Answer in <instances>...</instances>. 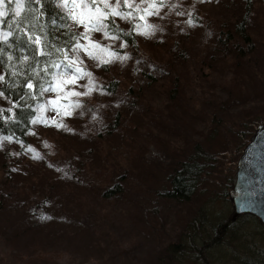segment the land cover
Segmentation results:
<instances>
[{"label":"trees","instance_id":"16d2710c","mask_svg":"<svg viewBox=\"0 0 264 264\" xmlns=\"http://www.w3.org/2000/svg\"><path fill=\"white\" fill-rule=\"evenodd\" d=\"M45 2L49 5L48 10L51 13L55 5L51 0ZM252 2L246 0L241 19L223 21L220 27L215 29L218 45L211 49H216V53L221 54L220 64L214 63L217 54L212 50L203 49L201 52L197 50L195 52L191 44L183 42L178 33L170 30L158 31L152 37L155 47L152 51L162 58L158 63H153L155 58L151 57V52L138 47L135 33L124 36L123 39L127 40L131 51L116 47L115 49L122 55V52H126L131 56L126 62L132 63V70H129L132 81L124 79L123 82L119 77L109 73L108 82L101 85L106 89L105 95L108 94L113 99L107 104L91 105L92 114L97 115L96 120H92L91 116L86 119L83 116L82 123L72 127V134L78 137L79 141L89 142L95 149L101 150L99 155L109 168L103 163L101 167L91 169L88 164L90 157H82L80 154L77 156L57 154L56 159L49 161L50 165L62 169L61 172H67L73 186L76 188L78 184L86 186L100 201L110 202L117 199L128 203L134 210L129 216L139 224L160 227L162 217L159 214H164L165 211L164 217H174L176 221L177 217H183L182 222H173V225L170 224L172 228L166 230L164 236L168 240L166 244L161 242L163 246L159 247L157 252L159 264H264V225L252 214H241L236 220H232L230 218L232 204L228 193L238 156L248 144L258 124H264V10L258 8L256 17L261 24L262 36L252 37L246 28V19L253 8ZM15 6V3L9 4L8 0H5L6 9ZM24 7L35 10L38 6L26 3ZM26 14L39 15L35 11L22 12L21 17ZM3 19L11 22L18 18L10 12L9 16ZM115 24L118 25L116 31L123 29L127 33L132 28L131 26L127 30L116 21ZM40 25H44L49 39L52 36L58 37L53 41L57 47L70 49L71 43H74L71 41L72 34L80 33L75 23L70 24L71 31L68 28L53 29L50 22L45 23L44 18L39 20L35 28L29 25L28 31L40 34ZM0 29L10 30L7 23L0 26ZM4 47L7 51V46ZM28 54L31 55V50ZM15 55L19 57L20 53L17 52ZM72 55L74 54L69 52V56ZM57 56L60 54L54 53L51 59H56ZM60 58L62 59V56ZM137 61H146L147 66L162 73L160 77L165 81L157 83L159 86L157 92L161 94L162 100L160 103L140 100L143 90L138 78H149V83H152L150 77L155 82L160 78L153 72L140 69ZM12 63L17 64L18 72L24 71L27 74V64L21 66L16 60ZM28 63L31 64L33 61L30 59ZM220 66L226 69L227 74L216 73L215 70ZM49 71L56 72L57 69L49 68ZM0 74H4L6 80L8 79L3 66H0ZM43 75L41 73V76ZM48 79L50 77H45V81ZM15 80L22 84L24 77L17 76ZM33 83L38 81L33 80ZM10 91L13 93L11 96L6 91L5 96L0 97V108L12 107L13 101L17 98L15 93L22 94L19 88ZM49 96L50 93H45L39 99H27L26 103L35 109L38 104L48 100ZM259 101H262L260 106ZM136 105H138L136 112L142 115L146 122L141 131L142 139L131 141L129 144L132 143L133 146L131 144L130 150H125V157L122 154L125 162L116 164L107 156L110 146L104 145L105 139L120 136L122 140H127L129 128L134 126V129H138L137 124L127 117ZM108 107L111 114L107 113ZM235 107L236 112L232 113L234 120L228 124L227 117ZM32 109L23 111L17 109L18 115L24 121L23 126L18 127L11 122L5 125L4 122H0V127L3 128L0 134L5 136L14 134L11 149H5L2 154L0 153L1 160L5 161L3 168L0 169L1 183L3 176H7L5 170L9 169L10 164L15 162L17 167H20L26 153L29 158L27 147L39 150L31 138L33 136L31 133H35L39 128L38 124L31 125L27 119L28 115H37ZM200 114L206 117L205 124L208 127L216 125L213 128L215 131L207 135L211 142L209 148L204 145L200 148L199 141L191 133L192 123L189 119L193 116L197 118ZM4 115L8 113L5 112ZM108 116L111 119H108ZM24 132L29 134L25 136ZM216 134L221 137L213 139ZM16 138L23 142V146L15 142ZM178 138L183 145L177 144ZM152 143L157 146L159 153L151 151L149 145ZM212 148L216 151H212ZM32 181L34 184L30 185V189L33 193L23 215L37 218L44 210L46 198L51 199L52 196L47 194L46 197H41L37 186L41 187L42 192L44 183L38 179ZM7 184L8 182L4 181L2 189L0 185V211L3 212L14 206L15 200L13 198L15 192H12V188L6 186ZM71 188L69 187L67 192L72 191ZM81 199V197L76 199L75 208H78V211L85 208L87 210V201ZM145 208L147 212L144 211ZM144 212L150 215L148 218L145 217L144 221H140L139 218ZM90 214L91 210L88 212V215ZM18 221L19 218L9 223L11 226L7 230L14 228ZM120 235L123 239L126 238L122 240L119 236L120 241L132 242V238L125 233ZM53 249L36 244L31 253L21 255L19 259L13 260L15 261L13 264H53L55 256ZM11 253L15 254L12 251ZM6 260L0 251L1 264H8ZM149 263L150 261L146 264Z\"/></svg>","mask_w":264,"mask_h":264},{"label":"rangeland","instance_id":"374dc122","mask_svg":"<svg viewBox=\"0 0 264 264\" xmlns=\"http://www.w3.org/2000/svg\"><path fill=\"white\" fill-rule=\"evenodd\" d=\"M252 1L253 8L246 19V28L252 37L260 38L262 36L261 24L256 20V17H258V8L264 10V0ZM170 2L178 5L175 11L192 13L195 20L198 21L197 26L188 28L183 24V21L188 17H179L175 15V12L170 7H164L160 17H148V23L158 25L163 31L170 30L173 31V33H178L183 42L193 46L194 51L197 50L199 52L203 49H210L213 53H216V49L211 48L218 45L217 37L214 33L215 29H218L223 21H233L235 18L241 19L245 11L243 6L246 4V0H170ZM115 21L127 30L132 26L131 22L122 20L118 17L115 18ZM178 21L180 23H177ZM182 27L185 28L183 32L180 30ZM77 29H79L80 32L83 31L82 26L77 25ZM135 37L137 38L136 41L140 49L151 52V57L155 58L153 63H158L162 60L161 57L156 55L157 53L155 51H152L155 49L152 40L154 36L148 38L135 34ZM92 38L100 41L101 44H111L114 49L115 47L119 48V41L105 40L100 33L93 32ZM81 42L83 43L84 41ZM126 49L130 50L132 48L128 45ZM122 53L124 54V52ZM216 54L217 57H215L214 63L220 64L222 60L221 54H219V52ZM80 56L84 61L82 67L86 71L92 73L93 79L98 85L108 82L109 73L113 74L115 77H119L123 82H125L124 79L132 81L129 75V70H132L131 62L122 64L117 61L104 69L103 66L98 67L97 61L84 56L83 52L80 53ZM138 62L137 65L140 69L153 72L160 78L155 82L152 77H150L152 83H149V78H138V82L143 90V96L142 98L140 96V100L154 104L160 103L162 100L161 94L157 92L159 91L157 83H159V81H165L163 77H160L162 73L156 69L153 70L149 65L147 66L146 61ZM225 70V68L220 66V68L215 71L222 75L224 72V74H227ZM84 83H86V80L80 81V84ZM77 90L84 91L85 89L78 88ZM56 95V92H51L49 97L55 99ZM79 99L84 102L86 109H91L90 107L92 104L94 106L100 103L107 104L113 97L108 94H101V92H93L91 96L81 97ZM60 103H67V101H60ZM261 104L262 101H259L258 106ZM138 105L134 106L133 110L127 115L132 122L137 124L138 129H134V126L130 127L127 132V140H122L120 136H112V138L105 139L104 145L110 146L107 156L116 164L125 162L123 155L125 150H130V145L132 143H129L131 141H134V139H142L141 131H143L146 122L142 118V115L136 112V107H138ZM105 109H107V107ZM236 109V107L231 109L229 115L231 118L227 117L228 120H226L228 124L234 120L232 113H235ZM92 112V109L90 112L86 111L84 117L78 114L71 118L65 117L63 123L66 124L67 127L64 129L38 124L39 128L31 138L37 148H39V150L37 149L35 152L39 153L42 159H33L35 153L29 152V158H27L26 153L20 167H17L15 162L13 164L9 162V169L5 167V175L7 176H3V183L0 182L1 189L4 187V181H6L8 182L6 186L11 187V191L15 192V196L13 197L15 199L13 201L14 206L4 212L0 211V251L7 259L6 263L13 264L15 262L13 260L19 259L22 257L21 255H28V253H31L36 248V244L43 245L47 248H54L53 254L55 256H53V264H146L148 261H150L149 264L160 263L158 261L157 252H159L158 248L163 246L162 243L166 244L168 240L166 236H164L166 235V230L172 228L170 224L173 225V222H182L181 220L183 217H177L176 221L174 217H164L166 214L165 211L164 214H159V216L162 217V225L160 227L155 228L156 226L154 227L153 225H147L145 223L139 224L135 219L129 216L134 210L128 203L123 201L120 202L117 199H112L110 202L100 201V199H98L91 190L87 189L86 186L78 184L76 188L73 186V182L70 181L69 176L58 171L57 167L49 164V161L56 159L57 154L62 153L65 156L73 154L77 156V154H80L82 157H90V162H88V164L91 169L95 167L99 168L106 162L99 155L101 152L99 148L95 149L89 142L85 143L82 140L79 141L78 137L76 138V136L72 134V127L79 126L83 118L86 119L92 116ZM107 113L111 114L109 113V107ZM43 117L51 119L56 117V112L48 110L47 113H43ZM205 118V116L200 114L197 118L193 116L189 119L192 123L191 133L199 141L200 148L202 145L209 148L211 142L207 135L213 133L215 131L213 128L216 126L208 127L205 124ZM57 119L59 120V117H57ZM108 119L111 118L108 116ZM218 137L221 136H217L216 134L213 139H217ZM176 142L179 145H183V142L179 138ZM46 144L47 147L45 146ZM131 146H133V144ZM11 147L12 143L5 141L4 147L0 149V153L2 154L5 149H11ZM149 147L151 151L159 153V149L154 143L149 145ZM213 148L212 151H216V149L214 150ZM229 157L230 156H228V159ZM226 159L223 161L225 162ZM237 162L235 163L234 171ZM4 163L5 161L0 158V169L3 168ZM104 164L105 167L109 168L106 163ZM12 169H17V171L13 172ZM2 173L4 174V172ZM8 177H10V179ZM35 179L41 180L44 183L42 192L41 187L37 186L39 187V195L41 193V197H46L47 194L52 196L51 199L46 198L44 210H42L43 214L51 217L50 219H41L40 216H37V218H30L27 215L26 217L23 215L29 203L28 200L33 193V190L30 189V185L34 184L32 180ZM69 187H72V191L67 192ZM49 190H53V192L51 193ZM79 197L82 198L81 200L87 201L88 211L86 208L80 211H78V208H75L76 199H79ZM185 208H187V206ZM90 210L91 214L88 215ZM160 210L161 208H159V211ZM144 211L147 212V209L145 208ZM146 212L139 218L140 221H144L148 218L150 214ZM17 218H19V221L14 228L8 231L7 229L11 226L9 223L15 221ZM246 229L249 230L247 227ZM122 233L128 235L130 239L132 238V242L120 241L118 238L119 236L120 239L126 240V238L123 239L121 237L120 234ZM259 244H262V242H259ZM120 249L122 250L120 251ZM11 251L15 254H12ZM118 251L121 252L119 255Z\"/></svg>","mask_w":264,"mask_h":264},{"label":"snow or ice","instance_id":"6c2138e0","mask_svg":"<svg viewBox=\"0 0 264 264\" xmlns=\"http://www.w3.org/2000/svg\"><path fill=\"white\" fill-rule=\"evenodd\" d=\"M51 2L55 7L49 13V5L45 0H8L9 4L15 3L16 6L7 9L5 0H0V26L7 23L10 29L8 31L0 29V66L6 69L8 76L6 80L5 75L0 74V97H4L6 91L11 96L13 93L10 90L12 89L19 88L22 91V94L21 92L15 93L17 98L13 101L12 107L0 108V122H4L5 125L11 122L18 127L23 126L24 121L18 115L17 109L21 111L32 109V106L26 103L27 99H39L45 93L51 92L57 93L55 99L49 98L32 109L37 115H28L29 124H44L64 129L67 127L63 123L65 117L71 118L77 114L84 116L86 111H91V109H86L84 102L79 98L91 96L93 92L105 94L106 89L103 85H98L93 79L92 73L82 67L84 61L80 53L83 52L84 56L97 61L98 67H106L117 61L123 64L131 58L126 52L121 55L111 44H101L100 41L94 40L93 32L102 34L105 40L119 41V48L126 49L128 42L123 39L124 36H131L135 33L151 38L157 31H163L158 25L148 23L147 18L160 17L164 7H170L179 17L187 16L188 18L183 21V24L188 28L196 27L198 24L192 13L175 11L178 5L172 4L170 0H51ZM26 3H34L38 7L35 10L25 9ZM33 11L38 12L39 15L28 16L26 14L21 17L22 12ZM10 12L18 19L11 22L5 21L3 18L8 17ZM117 17L132 23V28L127 33L123 29L116 31L118 25L115 24V18ZM41 18L45 19V23L50 22L53 29L68 28L71 31L70 24L75 23L82 26L83 31L78 35L72 34L71 41L74 43H71L70 49L57 47L53 41L58 37L52 36L49 39L44 25H40V34L28 31V26L31 25L35 28ZM110 18H112L111 25ZM180 30L183 32L185 28L182 27ZM30 50L31 55L28 54ZM17 52L20 53L19 57L15 55ZM69 52L74 55L70 57ZM54 53H59L62 59L60 56L51 59ZM40 57L45 59H39ZM30 59L33 61L31 64L28 63ZM14 60L21 66L27 64V74L24 71L16 70L17 64L12 63ZM137 63L139 62L137 61ZM49 68L57 69V71L50 72ZM41 73L44 75L41 76ZM17 76L24 77L22 84L15 80ZM45 77H50V79L45 81ZM33 80H37L38 83H33ZM81 80H86V83L80 84ZM78 88L85 90L79 91ZM60 101H67V103H60ZM48 110L56 112V117L44 118L42 114ZM5 112L8 115H4ZM91 119L96 120L97 115L93 113ZM2 131L3 128L0 127V133ZM23 134L26 136L29 132ZM31 134L35 135V133ZM4 141L14 142V134L7 136L0 134V149L4 147ZM15 142L23 146V142L18 138L15 139ZM45 146L47 147V144ZM26 152L35 153L33 159H42L31 146L26 148ZM11 155L18 156L20 153H11ZM12 171L15 172L17 169H12ZM58 171L62 170L58 169ZM40 218L50 219L51 217L40 213Z\"/></svg>","mask_w":264,"mask_h":264},{"label":"water","instance_id":"95a60500","mask_svg":"<svg viewBox=\"0 0 264 264\" xmlns=\"http://www.w3.org/2000/svg\"><path fill=\"white\" fill-rule=\"evenodd\" d=\"M242 149L229 189L230 218L252 214L264 225V124H258Z\"/></svg>","mask_w":264,"mask_h":264}]
</instances>
